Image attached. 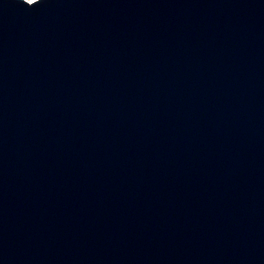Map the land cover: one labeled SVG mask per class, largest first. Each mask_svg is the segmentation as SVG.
Wrapping results in <instances>:
<instances>
[{"label":"water","instance_id":"water-1","mask_svg":"<svg viewBox=\"0 0 264 264\" xmlns=\"http://www.w3.org/2000/svg\"><path fill=\"white\" fill-rule=\"evenodd\" d=\"M0 264H264V0H0Z\"/></svg>","mask_w":264,"mask_h":264},{"label":"snow or ice","instance_id":"snow-or-ice-1","mask_svg":"<svg viewBox=\"0 0 264 264\" xmlns=\"http://www.w3.org/2000/svg\"><path fill=\"white\" fill-rule=\"evenodd\" d=\"M28 2L34 4L36 2V0H28Z\"/></svg>","mask_w":264,"mask_h":264}]
</instances>
